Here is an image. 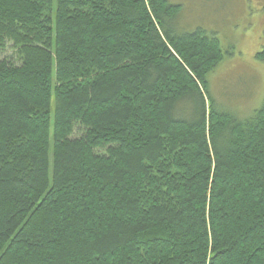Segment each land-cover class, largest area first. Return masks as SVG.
<instances>
[{"label": "trees", "instance_id": "trees-1", "mask_svg": "<svg viewBox=\"0 0 264 264\" xmlns=\"http://www.w3.org/2000/svg\"><path fill=\"white\" fill-rule=\"evenodd\" d=\"M180 8L0 0V264H264V103L217 106Z\"/></svg>", "mask_w": 264, "mask_h": 264}, {"label": "rangeland", "instance_id": "rangeland-1", "mask_svg": "<svg viewBox=\"0 0 264 264\" xmlns=\"http://www.w3.org/2000/svg\"><path fill=\"white\" fill-rule=\"evenodd\" d=\"M180 6L175 25L182 32L202 29L221 42L224 60L209 75L210 94L218 107L248 118L264 103V0H169ZM21 61L17 49L8 44L0 51V62ZM55 100L52 101V112ZM53 122V118H52ZM83 134L76 127L73 137ZM105 153L104 149L99 150Z\"/></svg>", "mask_w": 264, "mask_h": 264}]
</instances>
